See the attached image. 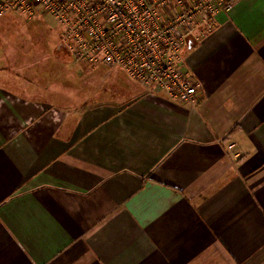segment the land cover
<instances>
[{"label": "crops", "instance_id": "obj_1", "mask_svg": "<svg viewBox=\"0 0 264 264\" xmlns=\"http://www.w3.org/2000/svg\"><path fill=\"white\" fill-rule=\"evenodd\" d=\"M234 4L184 46L194 107L60 105L1 58L0 264H264V0Z\"/></svg>", "mask_w": 264, "mask_h": 264}, {"label": "built area", "instance_id": "obj_2", "mask_svg": "<svg viewBox=\"0 0 264 264\" xmlns=\"http://www.w3.org/2000/svg\"><path fill=\"white\" fill-rule=\"evenodd\" d=\"M232 0H0V18L50 17L69 58L112 68L146 90H159L194 107L199 85L182 68L189 39L203 40ZM234 147V146H233Z\"/></svg>", "mask_w": 264, "mask_h": 264}, {"label": "rangeland", "instance_id": "obj_3", "mask_svg": "<svg viewBox=\"0 0 264 264\" xmlns=\"http://www.w3.org/2000/svg\"><path fill=\"white\" fill-rule=\"evenodd\" d=\"M6 58L20 61L23 76L37 80L48 101L60 105L94 104L116 100L138 86L127 74L112 68H90L73 62L59 40L54 21L38 13L35 18L12 14L0 18V63ZM42 80V81H41ZM55 89V90H51ZM61 95H53L56 92ZM69 99H66L68 97ZM77 106V105H76Z\"/></svg>", "mask_w": 264, "mask_h": 264}, {"label": "trees", "instance_id": "obj_4", "mask_svg": "<svg viewBox=\"0 0 264 264\" xmlns=\"http://www.w3.org/2000/svg\"><path fill=\"white\" fill-rule=\"evenodd\" d=\"M234 3L236 2V0H232Z\"/></svg>", "mask_w": 264, "mask_h": 264}]
</instances>
